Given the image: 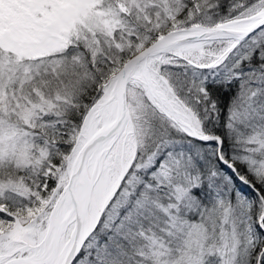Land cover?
<instances>
[{"label":"snow or ice","instance_id":"1","mask_svg":"<svg viewBox=\"0 0 264 264\" xmlns=\"http://www.w3.org/2000/svg\"><path fill=\"white\" fill-rule=\"evenodd\" d=\"M0 264H264V0H0Z\"/></svg>","mask_w":264,"mask_h":264}]
</instances>
